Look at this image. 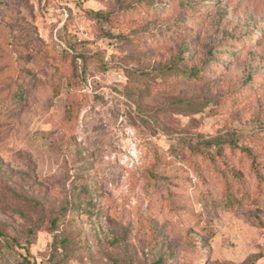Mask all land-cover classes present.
Instances as JSON below:
<instances>
[{
    "label": "rangeland",
    "instance_id": "374dc122",
    "mask_svg": "<svg viewBox=\"0 0 264 264\" xmlns=\"http://www.w3.org/2000/svg\"><path fill=\"white\" fill-rule=\"evenodd\" d=\"M0 234V264H264V0H0Z\"/></svg>",
    "mask_w": 264,
    "mask_h": 264
},
{
    "label": "trees",
    "instance_id": "16d2710c",
    "mask_svg": "<svg viewBox=\"0 0 264 264\" xmlns=\"http://www.w3.org/2000/svg\"><path fill=\"white\" fill-rule=\"evenodd\" d=\"M69 50V49H68ZM68 52V51H67ZM72 52V51H70ZM66 53V52H65ZM69 55V53H67ZM77 60H80L79 58ZM210 60L208 59L207 62H209ZM213 63V62H211ZM215 63V62H214ZM214 65V64H212ZM190 77H193V78H197V79H202V73L200 72V70H197V71H192L191 73H189ZM2 234H0V238H2Z\"/></svg>",
    "mask_w": 264,
    "mask_h": 264
}]
</instances>
